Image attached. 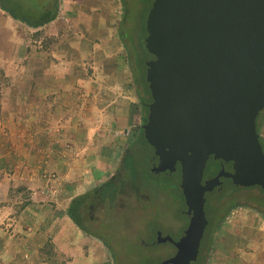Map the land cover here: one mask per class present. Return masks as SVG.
<instances>
[{
	"label": "rangeland",
	"instance_id": "obj_1",
	"mask_svg": "<svg viewBox=\"0 0 264 264\" xmlns=\"http://www.w3.org/2000/svg\"><path fill=\"white\" fill-rule=\"evenodd\" d=\"M153 1L58 0L55 20L38 28L15 20L0 9V264H159L174 255L170 244L151 242L157 231L176 240L188 224L183 198L176 190L180 183L177 175L168 179L160 174L152 179L153 184L164 182L156 193L144 187L140 179L141 185L122 199L121 209L107 210L92 203L80 218L91 233L88 234L67 215L72 200L62 197L65 201L57 206L59 209L53 203L61 198V173L46 168L38 169V173L25 170L29 167L24 155L29 150L46 153L55 146L53 141L64 137L65 131L74 133L73 126L84 103L81 80L99 72L96 76L101 89L96 100L99 110L109 109L112 118L100 122L97 118L96 122H109L106 128L109 127L110 136L120 137L122 142L111 173L101 181L120 174L125 151L141 138L145 113L138 93L143 94V90L134 82V71L139 69L138 74L145 79V63L153 59L144 45L145 21ZM125 10H129L131 19L124 17ZM119 30L124 33L123 41ZM29 52L49 54L60 61L59 83L64 88L72 86L60 97L62 109L49 110L45 104L41 108L29 107L24 97L27 80L24 82L21 71L23 58ZM69 56L72 58L65 60ZM128 101L134 106L135 116L129 126L121 127L119 121ZM111 102L116 108L112 113L107 106ZM33 114L43 118L41 123H29V115ZM48 115L54 119L47 122ZM263 120L264 110L257 122ZM53 135L56 140L51 141ZM262 135L264 138V131ZM72 146L67 139L63 147L57 141L54 149L58 147L69 161L68 153L76 149ZM145 152L153 157L151 147L146 146ZM142 168L151 171L152 160H145ZM127 186V181L121 184L122 188ZM259 194L258 188L233 185L220 193H206L205 215L215 230L208 235L211 241L207 236L204 240V264H264V216L257 211L262 208L256 200ZM34 199L41 206L26 211ZM217 207L224 210L220 222ZM92 234L106 239L115 259ZM92 245L100 247V254L90 253Z\"/></svg>",
	"mask_w": 264,
	"mask_h": 264
},
{
	"label": "water",
	"instance_id": "obj_2",
	"mask_svg": "<svg viewBox=\"0 0 264 264\" xmlns=\"http://www.w3.org/2000/svg\"><path fill=\"white\" fill-rule=\"evenodd\" d=\"M145 82L151 102L143 137L155 174L175 173L189 222L175 254L159 264H191L208 221L205 195L220 178L264 190L257 119L264 110V0H154L145 21ZM231 163L202 183L208 160Z\"/></svg>",
	"mask_w": 264,
	"mask_h": 264
},
{
	"label": "crops",
	"instance_id": "obj_3",
	"mask_svg": "<svg viewBox=\"0 0 264 264\" xmlns=\"http://www.w3.org/2000/svg\"><path fill=\"white\" fill-rule=\"evenodd\" d=\"M109 57H113V55ZM70 58H72V56L66 57L65 60H70ZM53 59L56 58L52 55L33 52H29L23 58V70L21 71L24 82L27 80L26 95L24 97L29 107L32 109L41 108L44 104L49 110L54 109L57 111L58 109H62L60 97L63 96V93L70 92L72 89V86L67 85L64 88L59 83L60 70L58 67L61 66V63ZM120 66H122L121 62ZM120 69L123 68H116L115 70L120 71ZM97 74H99V72H94L88 77L85 75V81L84 79L81 80L82 83L80 86H82L83 89L80 91L84 93L82 94V101L84 103H82L80 107L79 120L75 122L73 126L74 133L65 131L64 137L57 139L62 147L63 142H66L68 139L69 142L73 144L72 147L76 148L75 150H70V153H68L71 159L66 161L63 152L58 149L59 146L54 149L57 141H53L55 146L48 149L46 153L42 150L39 152V149L35 152L29 150L28 153L24 155L28 164L26 167H29L25 168L28 173H38V169L41 170V168H46L47 170L62 174V176H60L61 174L58 176L59 179L62 180V182L58 184V186H60L58 189L61 198L59 197L60 200L58 199V201H53V203H56V207L64 203L65 200H62L64 199L62 197H67L69 198L68 201H70L87 193L90 189H94L101 185V180L111 173L117 157L116 151L121 147V138L110 136L109 127L106 128L110 123L102 122V124H98L101 120L112 117L108 115L109 109L105 111L99 110V101L96 100V97L97 93L100 92L99 89H101V84L96 76ZM44 82L46 84H44ZM16 88H14V90H16ZM106 88L104 87V89ZM108 89L114 91L113 88ZM36 97H38V99ZM70 103L72 104L73 102ZM109 105L110 113H112L115 106L112 102L107 106ZM125 108L126 110L124 113L122 112L121 120L119 121L121 127L129 126L133 122L135 116L132 102H126ZM97 118H99L98 122H96ZM42 119L41 116L37 117L36 114L29 115L30 124L41 123ZM46 119L48 122V119H54V117L48 115ZM67 126H69V123L65 126L66 129ZM262 130L264 131V120L261 123L258 122L259 139L264 144ZM54 136L55 135H53L51 141L56 140ZM48 140L49 139H47V141ZM34 202L28 204L30 208H27L26 211L41 206V202L35 199ZM57 208L59 209V207ZM258 232L259 231L256 230V233ZM89 250L90 253L95 252L96 254H100L99 251H101L100 247L97 245H92L89 247Z\"/></svg>",
	"mask_w": 264,
	"mask_h": 264
},
{
	"label": "trees",
	"instance_id": "obj_4",
	"mask_svg": "<svg viewBox=\"0 0 264 264\" xmlns=\"http://www.w3.org/2000/svg\"><path fill=\"white\" fill-rule=\"evenodd\" d=\"M0 9L6 12L13 19L24 22L32 28H38V27H42L46 25L47 23L55 20V18L57 17V11H58V0H0ZM126 16L129 17V10L128 12L125 10L124 17ZM145 34H146V31H145ZM119 37H120V40L122 41L124 40L125 36L122 30H119ZM139 55H140L139 52H137L136 53L137 63H139ZM138 73L140 74L139 69L134 71V82L137 87L141 86L143 90V94H140V91H139L138 96H139L140 105H141L140 107L144 110V113H145V116L142 121L144 124L146 122V118L148 114V110L145 108L146 107L145 103L150 102L151 98H150V93L147 87V83L145 82V79L143 78V76L139 75ZM257 133H258V122H257ZM140 137L141 138L139 141L135 142L134 144H131L130 147L125 151L124 156L120 162L119 171H120V175H122L121 184H123L124 181H127L128 183V186L126 187V194L128 192L133 193L134 189L141 185L140 179H143L142 184L144 185V187L149 189V191L152 193H156L158 190H160L161 185L164 183L162 181L160 182L157 181L158 182L157 184H153L152 179H155V177L159 178V176L161 175L152 173L149 169L145 170L144 168H142L145 160L147 161L152 160V163H153L154 158L151 156V154L150 156H147L145 152V147L149 145L146 143L143 137L142 126L140 127ZM259 141L261 143V146L264 152V144L261 142L260 139ZM161 174L168 177V179L171 178L172 176L177 175L180 179L179 164L177 165V170L175 173H172V174L161 173ZM177 183H179V180ZM100 188H103V189L108 188V189L104 193L100 194L98 201H100V203L104 207H107V210H112L113 209L112 206H109V205L110 204L112 205L115 201L117 188L111 185L110 182L97 187L95 190L98 191ZM254 188H258V187H254ZM258 189L260 190V194L256 200L259 202L262 208L258 209L257 211L261 215L264 216V190L260 188ZM176 190L179 191L180 196L182 197L181 190L178 184H176ZM91 194H92V191L74 198L71 201L67 209V215L70 218V220L74 224H76L85 233H88V231L80 223V218H82L83 215H86V213L89 210L88 207L90 204L88 203V200ZM223 213H224V210H221L220 208H216V214H218L217 222H220V218ZM214 230H215V225L211 224V222L208 221V225L206 227L203 239L200 244L198 258L194 263H191V264H204V252H203L204 240L207 236L206 239H208V242L211 241V239L209 240L208 235L213 233ZM88 234H91V233L89 232ZM92 235L95 238H97L99 241H101L102 244L108 250H110V252H112L111 255L113 259H115L116 255L113 249L109 246L106 239L101 235H96V234H92Z\"/></svg>",
	"mask_w": 264,
	"mask_h": 264
},
{
	"label": "flooded vegetation",
	"instance_id": "obj_5",
	"mask_svg": "<svg viewBox=\"0 0 264 264\" xmlns=\"http://www.w3.org/2000/svg\"><path fill=\"white\" fill-rule=\"evenodd\" d=\"M150 102H146L145 106L148 103H150ZM145 108L147 109V107H145ZM153 158H154V162L152 163V167L154 165H156L157 162H158V159L156 157H154V155H153ZM208 161L211 164H210V166H209L208 162L206 164V168H205L204 173H203L202 183H205L206 181L216 177V175L220 171L221 167H223L225 171L232 172V164L231 163H227L226 164V163H222L221 161H214L212 158H210ZM121 177H122V175H120V174L117 177L112 175V177L109 178V180H107V181H105V182H103L101 184V185H103V184H107L108 182H110L111 185H113V186H115L117 188L116 189L115 201H114V203L112 205L111 204L109 205V206H112V208H113L112 210L121 209L123 207L122 199L126 196V188H122L121 187V182H122ZM219 180L221 182V185L214 187V189L211 192H215L216 191L217 193H220L221 191L226 189V187H228V185H233L230 179L221 177ZM101 185H99V186H101ZM96 188H94L92 190V194L89 196V200H88V203L90 204L89 207H88L89 209H90V206L92 205V203H94V202H95L96 205H99L100 208L101 207L104 208V206L98 200H99L100 194L104 193L108 188L107 189L100 188L98 191L95 190ZM183 202H184V200H183ZM184 208L186 209L185 206H184ZM217 208H219V207H217ZM215 212H216V209H215ZM184 214L186 215V210H185ZM186 216H187L188 222H189V216L188 215H186ZM82 217H84V215ZM184 230L182 231L181 235L178 238H176V240H174V241H177L183 235ZM157 232H159V231H157ZM157 232H156V234H157ZM155 239H156V235H155ZM151 244L155 245L156 243L154 241V242H151ZM164 244H170V243H164ZM164 244H157V245H164ZM170 245L174 249V252H176V249H175L174 245L173 244H170Z\"/></svg>",
	"mask_w": 264,
	"mask_h": 264
}]
</instances>
